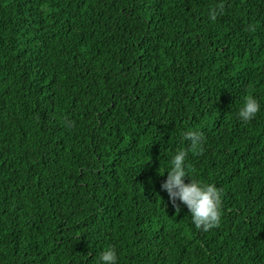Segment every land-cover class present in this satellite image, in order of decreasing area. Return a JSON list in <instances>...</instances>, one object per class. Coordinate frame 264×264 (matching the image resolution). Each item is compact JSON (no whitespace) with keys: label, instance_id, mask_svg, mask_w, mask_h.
I'll return each mask as SVG.
<instances>
[{"label":"trees","instance_id":"trees-1","mask_svg":"<svg viewBox=\"0 0 264 264\" xmlns=\"http://www.w3.org/2000/svg\"><path fill=\"white\" fill-rule=\"evenodd\" d=\"M180 149L222 192L208 231L161 188ZM110 246L117 264H264V0H0V264Z\"/></svg>","mask_w":264,"mask_h":264},{"label":"clouds","instance_id":"clouds-1","mask_svg":"<svg viewBox=\"0 0 264 264\" xmlns=\"http://www.w3.org/2000/svg\"><path fill=\"white\" fill-rule=\"evenodd\" d=\"M261 111V104L255 96H246L239 109L241 120L248 122L253 120ZM185 138L190 141L193 151H202L206 137L202 131L189 130L185 132ZM188 152L185 149L178 150L171 159L167 168V177L161 184L166 190L173 205L180 209L185 205L190 211L191 222L197 229L208 231L217 227L222 218V192L213 183H205L193 179L189 166L186 163ZM191 176L190 182H185V177ZM100 264H117L118 252L114 247L106 248L99 257Z\"/></svg>","mask_w":264,"mask_h":264}]
</instances>
